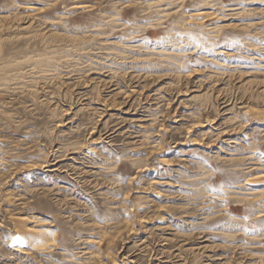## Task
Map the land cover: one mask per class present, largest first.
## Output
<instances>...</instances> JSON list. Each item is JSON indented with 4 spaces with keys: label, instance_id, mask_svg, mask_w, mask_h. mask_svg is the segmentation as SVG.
Returning <instances> with one entry per match:
<instances>
[{
    "label": "rangeland",
    "instance_id": "1",
    "mask_svg": "<svg viewBox=\"0 0 264 264\" xmlns=\"http://www.w3.org/2000/svg\"><path fill=\"white\" fill-rule=\"evenodd\" d=\"M260 174L264 0H0V264H264Z\"/></svg>",
    "mask_w": 264,
    "mask_h": 264
},
{
    "label": "bare ground",
    "instance_id": "2",
    "mask_svg": "<svg viewBox=\"0 0 264 264\" xmlns=\"http://www.w3.org/2000/svg\"><path fill=\"white\" fill-rule=\"evenodd\" d=\"M209 1V0H208ZM92 6V5H91ZM86 8V7H85ZM78 10V9H77ZM200 19V18H199ZM80 49V48H79ZM90 68V67H89ZM211 107V106H210ZM139 118V117H138ZM141 126V125H140ZM140 131V130H139ZM142 131H144V130H142ZM233 142V141H232ZM80 152V151H79ZM74 157V156H73ZM54 165V164H53ZM57 169V168H56ZM53 170V169H52ZM55 175V174H54ZM135 177H136V175H135ZM256 178V180H257V178L259 179V178H261V179H263L264 178V174H260L259 176H256L255 177ZM24 218V217H23ZM26 220V219H25ZM27 221V220H26ZM162 221V220H161ZM20 226V225H19ZM32 228V227H31ZM34 228V227H33ZM16 229V228H15ZM18 230L20 229V228H17ZM29 231L31 230L30 228L28 229ZM24 231H27V230H25V229H21V230H19V232L21 233V234H23V232ZM41 231L39 230V231H37V233L39 234ZM42 233V232H41ZM54 235V234H53ZM45 236H47V234L45 235ZM21 238V237H20ZM30 240V239H29ZM22 241V240H21ZM29 242V241H28ZM38 243V242H37ZM36 246V245H35ZM46 247V246H45ZM24 249V248H23ZM40 249V248H39ZM20 251H22L21 249H20Z\"/></svg>",
    "mask_w": 264,
    "mask_h": 264
}]
</instances>
